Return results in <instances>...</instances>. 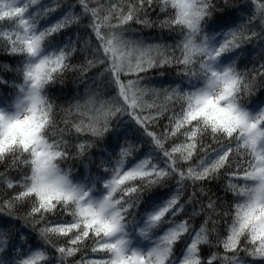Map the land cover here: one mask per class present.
<instances>
[{"label": "snow or ice", "instance_id": "snow-or-ice-1", "mask_svg": "<svg viewBox=\"0 0 264 264\" xmlns=\"http://www.w3.org/2000/svg\"><path fill=\"white\" fill-rule=\"evenodd\" d=\"M0 21V264H264V63L237 65L264 55V0H0Z\"/></svg>", "mask_w": 264, "mask_h": 264}, {"label": "trees", "instance_id": "trees-1", "mask_svg": "<svg viewBox=\"0 0 264 264\" xmlns=\"http://www.w3.org/2000/svg\"><path fill=\"white\" fill-rule=\"evenodd\" d=\"M45 2H48V0H45ZM234 4H240L243 3L244 0H231ZM59 13H57L58 15ZM246 15V14H245ZM152 19H157L156 12L151 13ZM161 19L164 18L163 14H161ZM8 25L7 21H0V27L6 28ZM75 27V25L73 26ZM133 33L136 35H139L140 39L144 41H157V38L159 37L160 40H164L167 37V30H161L157 27L154 28H145L142 25H135L133 27ZM163 31V35H161ZM85 39H88V37H85ZM171 43V41H168ZM246 51L239 57L237 60L238 68L241 71H251L254 66L258 67L259 63H264V55L260 54L258 52L259 45H256V47L253 46V44H247L244 46ZM19 57L18 56H12L9 53L0 51V77H2L6 81L19 83L20 77L18 75V68H19ZM161 73H164L161 75ZM91 75V73H89ZM145 75V81L144 83L148 82H156L159 84L160 82H163L165 80H171L174 78L171 69L168 71H165L164 69H151L147 73L143 74ZM77 88H82V85H79L75 81V77L73 74L69 73L66 76V79L63 84L57 83L55 86H53V92L50 95L60 97L59 100H57V103L63 104L64 100H71L72 96H79L80 93L76 92L75 90ZM9 92H11V87L7 89H0V94L7 95ZM259 95V92L257 93ZM103 98H107L106 96ZM256 97H253V100H255ZM69 163H78V161H69ZM198 163V161H193V164ZM4 166L0 165V172H4ZM15 176V172H9V178ZM213 188L215 190L216 186L213 185ZM222 188V185H221ZM220 194L223 196V192L221 191ZM230 201L228 198H225V207H227V204ZM234 207V206H233ZM197 220H199V217H196Z\"/></svg>", "mask_w": 264, "mask_h": 264}]
</instances>
